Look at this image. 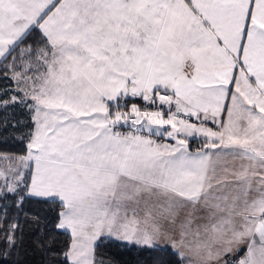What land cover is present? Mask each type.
Returning a JSON list of instances; mask_svg holds the SVG:
<instances>
[{"label": "snow or ice", "instance_id": "1", "mask_svg": "<svg viewBox=\"0 0 264 264\" xmlns=\"http://www.w3.org/2000/svg\"><path fill=\"white\" fill-rule=\"evenodd\" d=\"M14 108L0 264L26 224L47 264H113L100 242L264 264V0H0Z\"/></svg>", "mask_w": 264, "mask_h": 264}, {"label": "trees", "instance_id": "2", "mask_svg": "<svg viewBox=\"0 0 264 264\" xmlns=\"http://www.w3.org/2000/svg\"><path fill=\"white\" fill-rule=\"evenodd\" d=\"M4 116H7L10 124L6 130L0 128V153L23 154L24 145L16 139V131L25 129L13 130L11 122L27 121L30 124V116L19 108L9 109L6 113L0 112V119ZM197 146V144H194L193 148ZM30 210H39V206H31ZM41 214H44V212L41 211ZM38 234L35 225L26 224L24 226V243L19 250L20 256L18 257L21 264H47L49 258L34 242V238ZM65 239L66 237L63 236L58 237L57 247H59V242ZM97 257H103L105 261L111 260L113 264H160V262L173 264L176 259L170 252L141 251L133 248L117 247L115 243L111 242L99 243Z\"/></svg>", "mask_w": 264, "mask_h": 264}, {"label": "rangeland", "instance_id": "3", "mask_svg": "<svg viewBox=\"0 0 264 264\" xmlns=\"http://www.w3.org/2000/svg\"><path fill=\"white\" fill-rule=\"evenodd\" d=\"M198 145V144H197ZM2 167L5 169V171H6V169H7V164L5 163L4 165H2ZM3 183V178L2 177H0V184H2Z\"/></svg>", "mask_w": 264, "mask_h": 264}, {"label": "crops", "instance_id": "4", "mask_svg": "<svg viewBox=\"0 0 264 264\" xmlns=\"http://www.w3.org/2000/svg\"><path fill=\"white\" fill-rule=\"evenodd\" d=\"M243 253H241V255H242Z\"/></svg>", "mask_w": 264, "mask_h": 264}]
</instances>
